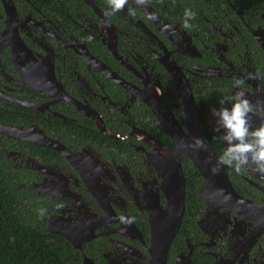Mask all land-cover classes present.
<instances>
[{
	"label": "flooded vegetation",
	"instance_id": "1",
	"mask_svg": "<svg viewBox=\"0 0 264 264\" xmlns=\"http://www.w3.org/2000/svg\"><path fill=\"white\" fill-rule=\"evenodd\" d=\"M186 7L196 12L190 29L181 26ZM106 8L107 0H0V162L19 210L77 243L80 264H152L148 217L166 205L168 129L188 133L183 92L219 157L223 129L211 109L221 97L244 90L252 125L264 122L256 111L264 108V0ZM180 166L197 200L165 264H264V174L222 165L223 191L228 182L258 207L245 209L230 193L205 200L200 193L214 186L188 157Z\"/></svg>",
	"mask_w": 264,
	"mask_h": 264
},
{
	"label": "water",
	"instance_id": "2",
	"mask_svg": "<svg viewBox=\"0 0 264 264\" xmlns=\"http://www.w3.org/2000/svg\"><path fill=\"white\" fill-rule=\"evenodd\" d=\"M182 98L188 133H184L178 125H174L173 128L168 129L172 142L166 148L174 165L170 168L166 176V184L162 189L165 195L166 205L164 208L157 207L155 210L152 209L148 217L150 227L149 253L152 264H165L169 246L180 227L183 217L185 186L180 166L182 157H188L193 163V166L201 173L204 178L203 182L205 187L214 186L212 189V192H215L214 194L206 195L203 192L200 193L205 200H207V197H211L221 202L225 194H227V199L231 195L234 196L230 191L228 182V191H223V183L226 184L223 166L218 162V154L203 140L199 133L197 112L193 97L189 91H186L183 92ZM197 139L202 143L197 145ZM214 168L216 169L215 172H213ZM238 203H241L245 209L258 208L244 200L238 199ZM64 237L73 247L76 248L79 246L66 236ZM86 261V258H84L82 264H86Z\"/></svg>",
	"mask_w": 264,
	"mask_h": 264
},
{
	"label": "trees",
	"instance_id": "3",
	"mask_svg": "<svg viewBox=\"0 0 264 264\" xmlns=\"http://www.w3.org/2000/svg\"><path fill=\"white\" fill-rule=\"evenodd\" d=\"M5 170V163L0 162V264H80L78 250L62 237L48 233L43 223L31 222L26 210H19L21 201L16 198L11 184L13 177H6ZM192 199L197 200V193L187 185L185 213L172 246H177L178 235L189 227Z\"/></svg>",
	"mask_w": 264,
	"mask_h": 264
},
{
	"label": "clouds",
	"instance_id": "4",
	"mask_svg": "<svg viewBox=\"0 0 264 264\" xmlns=\"http://www.w3.org/2000/svg\"><path fill=\"white\" fill-rule=\"evenodd\" d=\"M129 0H107L105 15H112L123 9ZM136 5H144L146 0H134ZM136 8L129 7L128 15L135 16ZM196 17V12L186 7L183 11L181 26L184 29L192 27L191 21ZM148 19L156 20L154 13L148 14ZM166 28L169 26L165 25ZM251 78V74H249ZM242 84L241 79H235V85ZM229 106L225 107V103ZM218 108L211 109V114L216 120L217 131L223 129L222 135L218 138L225 144L222 155L218 158L221 165L231 166L234 171L241 172L247 166L254 165L255 170L264 174V122L259 126H253L249 114L254 108L246 98L245 91L237 88L230 96L221 97L218 101ZM264 114V108L256 110ZM197 145L202 143L196 140ZM216 169H213L215 172Z\"/></svg>",
	"mask_w": 264,
	"mask_h": 264
}]
</instances>
